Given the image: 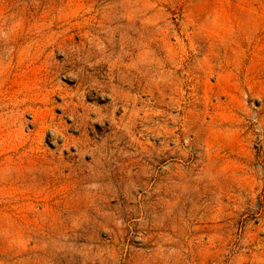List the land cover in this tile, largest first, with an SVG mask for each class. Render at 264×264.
I'll return each instance as SVG.
<instances>
[{
    "label": "rangeland",
    "instance_id": "rangeland-1",
    "mask_svg": "<svg viewBox=\"0 0 264 264\" xmlns=\"http://www.w3.org/2000/svg\"><path fill=\"white\" fill-rule=\"evenodd\" d=\"M0 264H264V0H0Z\"/></svg>",
    "mask_w": 264,
    "mask_h": 264
}]
</instances>
